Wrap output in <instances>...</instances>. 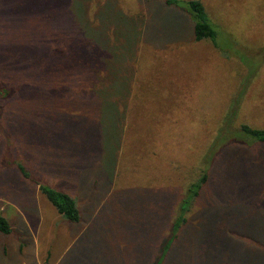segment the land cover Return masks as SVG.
<instances>
[{"label":"rangeland","instance_id":"1","mask_svg":"<svg viewBox=\"0 0 264 264\" xmlns=\"http://www.w3.org/2000/svg\"><path fill=\"white\" fill-rule=\"evenodd\" d=\"M29 1L0 0V81L28 87L0 100V214L13 229L0 233V264H264V144L238 135L264 130V0H201L218 49L194 41L166 0H48L53 21L27 15ZM80 3L94 20L87 35L102 28L110 42L97 57L85 36L94 80L63 86L52 70L33 80L28 40L65 13L79 29ZM204 170L161 262L185 188ZM40 186L73 197L81 221H66Z\"/></svg>","mask_w":264,"mask_h":264},{"label":"trees","instance_id":"2","mask_svg":"<svg viewBox=\"0 0 264 264\" xmlns=\"http://www.w3.org/2000/svg\"><path fill=\"white\" fill-rule=\"evenodd\" d=\"M165 4L172 8L175 12H180L183 20H187L188 25H190L194 41L198 43L209 41L215 48H220V45L218 44V28L213 24L203 1L166 0ZM55 6V3L49 2L48 0L22 2V8L27 15L30 13L44 15L48 18L52 17V21L56 16L60 15V13H56V10L54 9ZM75 13L77 24H82L77 30L74 28V20L70 19L69 14L67 13L62 14L59 17L60 21L55 25L54 31H52L54 27L52 21L51 23L45 22L44 24L46 25L44 27H36V32L38 34H35L28 40V54L26 58L28 67L34 68V72L32 74L33 80L36 81L37 79H42L44 73L48 70L49 72L50 70L56 72L58 71L61 74L59 76L63 86H67L69 84H79L82 87L87 84V80H94V76L90 71V62L94 58H91L90 54L93 53L94 56L97 57H100V55L102 56V52L104 51L103 49L106 50V48H108V43H110L109 38L106 31L101 30L102 28L97 32H93L92 35H87V33L91 31V21L93 23L94 20L86 21L82 3H80V8L78 11L76 10ZM99 19H103V14H99ZM85 22L87 26L86 28H82ZM118 23L120 22L118 21ZM84 31L86 34H84ZM85 36L91 40L92 53L87 51ZM94 61L96 60L94 59ZM65 73L68 75L64 76ZM49 74L50 73H47L46 75ZM129 79L130 78H128L127 81L125 80V84L129 81ZM4 83L5 82L0 81V100L9 99L11 97L14 98L15 93L23 90L25 87L17 85L18 90L14 93L12 90L8 89L9 85L3 86ZM12 88L16 89V86H13ZM27 89L28 87H25V90ZM133 89L136 90V87H133ZM22 93H24V90ZM26 94H29V92L25 93L23 96ZM85 94H87V92H85ZM133 97L136 98V92L133 94ZM2 111L3 110L0 105V114H2ZM238 135L246 136L247 139H252V142L254 143L264 144V130L254 129L247 125H242L240 134ZM18 168L22 172L24 178H31L30 173L25 167L18 165ZM208 180V173L204 170L201 171L199 175L193 176L190 183L186 186L182 195V200L178 204L177 209L174 208L173 210L175 211L176 209L173 218L174 220L168 231V235L163 239V241H161L165 244L159 245L158 257H161V262L165 254H169L171 245L178 240L181 228L187 224L188 214L192 211L193 206L200 198L201 192ZM39 189L42 195L56 209L57 213L64 217L66 221L72 224H77L81 221L80 210L73 197L48 186H40ZM149 190V188L144 189L143 195H146ZM144 198H147V196H144ZM150 207L152 206L150 205L148 208ZM12 232L13 229L10 222L0 214V233L10 235Z\"/></svg>","mask_w":264,"mask_h":264},{"label":"crops","instance_id":"3","mask_svg":"<svg viewBox=\"0 0 264 264\" xmlns=\"http://www.w3.org/2000/svg\"><path fill=\"white\" fill-rule=\"evenodd\" d=\"M169 254H170V253H169ZM169 254H168V255H169Z\"/></svg>","mask_w":264,"mask_h":264}]
</instances>
